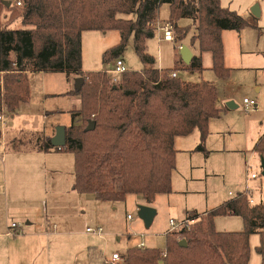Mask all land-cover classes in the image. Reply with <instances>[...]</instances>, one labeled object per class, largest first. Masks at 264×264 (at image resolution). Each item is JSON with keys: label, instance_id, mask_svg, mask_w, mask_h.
Wrapping results in <instances>:
<instances>
[{"label": "trees", "instance_id": "obj_1", "mask_svg": "<svg viewBox=\"0 0 264 264\" xmlns=\"http://www.w3.org/2000/svg\"><path fill=\"white\" fill-rule=\"evenodd\" d=\"M0 0L1 10L6 5ZM20 15L23 27L1 25L0 21V115H10L31 95L30 72H67L83 78L76 94L82 95L81 115L94 123L66 126V145L61 149L52 137L39 138L41 152L69 151L74 154L73 189L99 200L124 201L129 194H140L147 205L157 195L172 191L176 168L175 139L196 129L205 152L209 122L218 118V89L208 80L189 82L173 77V70L203 71L202 53L212 55L211 69L219 78H228L225 65V30H242L250 22L236 10L224 7L221 0H23ZM169 4L168 20L176 41L186 39L189 27L178 20H192L195 32L191 45L199 54L189 64L163 69L148 52L147 42L156 36L160 7ZM11 6V5H10ZM9 6V7H10ZM12 7V6H11ZM1 20V18H0ZM120 32V42L107 49L103 62L120 58L131 37L143 67L127 69L115 81L106 70L84 72L82 36L85 31ZM3 72V73H1ZM2 136L0 129V138ZM264 155V134L255 145ZM220 215L240 216L244 229L220 232L214 220ZM189 227L167 232L165 250L138 246L124 253L125 264H249L250 236L261 237L257 251L264 264V199L249 202L246 192L200 214L188 211ZM186 240L187 246L180 241Z\"/></svg>", "mask_w": 264, "mask_h": 264}, {"label": "rangeland", "instance_id": "obj_2", "mask_svg": "<svg viewBox=\"0 0 264 264\" xmlns=\"http://www.w3.org/2000/svg\"><path fill=\"white\" fill-rule=\"evenodd\" d=\"M10 1L12 7L5 6L1 10V25L23 27L20 23L23 3L19 4L23 0ZM221 4L236 10L251 24L240 31H227L223 35L225 65L231 68L228 78H219L211 69L210 52H204L202 55L203 71L179 70L182 80L199 82L204 79L214 83L220 99L218 106L223 111L220 117L212 118L209 122V134L204 142L205 152L197 150L201 141L199 130L181 138L187 150L181 151V148L175 145L177 153L176 168L172 174V191L156 197L153 207L157 213L150 226H147L139 215L140 207L147 205L140 194H129L124 201H115L112 204L97 200L92 195L88 197L86 194L81 197L78 206L70 208L59 199L56 191H51L53 182L49 183V179L42 182L41 194L44 200L48 199V212L46 213L44 204V208L38 210L37 219L55 218L58 223L61 220H64V223L65 220H70L69 225L82 231L81 233L90 241L94 242L96 239L94 243L97 246L93 247L91 256L95 257L98 264L105 261V256L111 260L113 253L124 254L129 247L140 246L142 242L147 247L165 250L166 234L173 230L171 221L185 220L188 211H210L221 205L228 197L243 192L254 198L256 203L264 199L262 167L264 155H260L254 149L259 137L264 134V0H221ZM256 5L260 8V16L253 13V7ZM170 14L169 4H163L159 11L156 36L147 42L148 52L155 56L163 69H174L178 59L179 44L176 41L161 42L158 30L159 26L169 22ZM178 25L189 27L185 42H190L195 32L192 20L179 19ZM119 42L120 32L117 30L83 32L82 70L84 72L106 70L115 75L113 73L115 60L103 62L102 55ZM121 57L129 69L137 70L143 67L135 53L133 37L130 38ZM29 74L31 98L12 114H3L5 120L0 123L4 131V136L0 139L1 184L2 181L5 182L6 170L17 169L22 173H29L37 164L44 166L43 162L63 166L62 176L69 178L71 174L73 179V153L32 152L36 149L37 139L50 137L59 126L66 127L72 124L88 126L89 123L84 121L83 116L73 118L71 113L81 108L78 96H81L82 100V95L74 92L78 76L67 72ZM44 91L56 95L44 99ZM246 97L257 101V107L245 110L243 102ZM231 101L238 107L229 108L228 103ZM43 109H48L52 113L42 114ZM2 156L5 157L4 162ZM253 174L256 177H252ZM26 222L25 220L20 223L25 229L30 227ZM214 224L216 230L220 232L242 231L245 227L243 218L234 215L217 216ZM98 227L103 229L104 236L101 238L87 231V228ZM260 241L258 233L250 236L249 264H262L257 251ZM51 255L53 264L55 260L61 264H71L73 257L69 240L67 238L55 240Z\"/></svg>", "mask_w": 264, "mask_h": 264}, {"label": "crops", "instance_id": "obj_3", "mask_svg": "<svg viewBox=\"0 0 264 264\" xmlns=\"http://www.w3.org/2000/svg\"><path fill=\"white\" fill-rule=\"evenodd\" d=\"M227 31L236 30H225L222 33V37ZM176 42L179 44V48L177 49L178 59L176 60L175 66L177 64H181L180 60L183 61L180 54V48L182 45H187L192 51L193 56L199 54V47L197 43L195 45H191L190 42L186 43L185 39L183 41ZM203 54L204 53H202V55ZM157 63L161 68L158 60ZM173 71L177 72L178 76L180 77L179 70ZM38 73L43 74L45 72ZM30 74H32V72ZM71 90L72 89H70V91ZM44 92V99L56 95L52 92ZM78 98L80 99L79 107H81V96H78ZM255 106L257 107V101ZM44 112L46 115L52 113L48 109H43L42 114H44ZM76 121H78V119ZM0 129L2 138L4 136V131L1 126ZM55 133L50 135V137H53ZM182 137L185 136H178L175 139V145L176 147L181 148V151L187 150L185 149L187 147L183 145L184 141L181 139ZM32 153L49 154L53 153V151L41 152L36 148ZM4 158L5 157L2 156L3 162L5 161ZM43 163L44 166L37 164L29 173H22L17 169H13L12 171L6 170L5 182L2 181L3 183L1 184L0 180V264H53L51 248H53L55 240H58L59 238H67L69 240L70 251L73 257L71 259V264H98L95 257L91 256L93 247L97 246L94 243L96 242V239L94 242L90 241L84 236L83 233H81L82 231L74 229L73 225H69L70 220H65L66 223H64V220H61V222L58 223L57 220L53 217V219L51 220H49L48 218L37 219L38 210L41 207L44 208V204L46 206V213L48 212V199L44 200L43 195L41 194V186L43 185L42 182L44 179H49V183L50 181L54 183V185L51 186L50 189L51 191H56L58 193L59 199L63 203H65L66 207L73 208L75 206H78L81 202V197H84V195H86L78 193L73 189L75 176L73 177V179L71 178V174L69 175V178H64L62 176L63 171L61 168L63 166H58L49 162ZM48 193L49 191H47L46 194L47 198L49 197ZM229 194L232 195L231 192ZM87 195L88 197H90L91 194ZM229 198L231 197H228L224 201L228 200ZM154 202L151 206H153ZM107 203L112 204L115 203V201H107ZM113 208L115 209L114 206ZM208 211L209 210L204 212H196L203 214ZM25 220L27 221L26 224L30 227L25 229V227L21 225V227L14 229L16 234H8V231L13 222L22 223ZM103 234V232L101 234L94 233V235H97V237L99 236L98 238L103 237ZM142 243L144 244V242ZM145 247L147 246L144 245V247L141 248ZM104 260V262H101L99 264H109L107 256L104 257ZM54 262L55 264H61V262L58 260H55Z\"/></svg>", "mask_w": 264, "mask_h": 264}, {"label": "built area", "instance_id": "obj_4", "mask_svg": "<svg viewBox=\"0 0 264 264\" xmlns=\"http://www.w3.org/2000/svg\"><path fill=\"white\" fill-rule=\"evenodd\" d=\"M19 4H21V2H19ZM158 30H159V32L161 34V36L159 34L161 42H171V41L175 40L174 27H173V25L170 22H166L163 25L159 26ZM127 69H128V67L126 65L125 60L122 57L117 58L115 60V69L113 70V73L115 74L114 80L116 81L119 78V76L122 73H124ZM1 73H3V72H1ZM171 76L178 77V74H177V72L173 71L171 73ZM0 82L2 83V80ZM243 103H244V106H245V110H248L249 108H251V107L256 105V101L254 99H250L248 97L244 98V102ZM4 120H5V118L1 114L0 115V122H4ZM58 149H61V147H59ZM252 177H256V175L253 174ZM249 202L251 204H256L255 200L251 196H249ZM171 225H172L173 229H176L177 227L184 228V227H187V226L190 225V221H188L186 219L181 221V222H176V221L172 220L171 221ZM19 227H21L20 223L13 222L11 224V227H10L9 231H8V234L9 235L16 234L14 229L19 228ZM87 231L101 234L103 232V229L101 227L94 228V229L93 228H88ZM140 247H144V244L142 243L140 245ZM124 262H125L124 256H122V254H120L119 252L113 253L112 257H111V260L108 261L109 264H124Z\"/></svg>", "mask_w": 264, "mask_h": 264}, {"label": "water", "instance_id": "obj_5", "mask_svg": "<svg viewBox=\"0 0 264 264\" xmlns=\"http://www.w3.org/2000/svg\"><path fill=\"white\" fill-rule=\"evenodd\" d=\"M3 3L9 7L11 5L10 0H4ZM253 13L256 16L261 15V11L258 5L253 7ZM180 54L182 56V59L184 63L189 64L193 59V53L190 50V48L187 45H182L180 48ZM83 84V78L78 77L76 79V89H80ZM229 108L235 109L237 108V104L235 102L231 101L228 103ZM94 129V123L90 122L86 128L87 131ZM51 143L54 147H63L66 145V127L65 126H59L57 127L55 135L51 138ZM262 167H263V175H264V158L262 159ZM157 211L153 206L150 205H142L140 207L139 215L140 217L145 221L147 226H150L154 220V217L156 215ZM181 246H187L186 240L180 241Z\"/></svg>", "mask_w": 264, "mask_h": 264}]
</instances>
